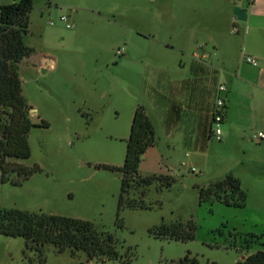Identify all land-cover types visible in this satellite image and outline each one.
I'll return each mask as SVG.
<instances>
[{"label":"rangeland","instance_id":"rangeland-1","mask_svg":"<svg viewBox=\"0 0 264 264\" xmlns=\"http://www.w3.org/2000/svg\"><path fill=\"white\" fill-rule=\"evenodd\" d=\"M16 1L0 0V4ZM144 1L33 0L26 41L35 56L55 55L62 67L42 72L37 64L20 65L22 92L36 126L28 134L30 157L15 161L28 167L36 164L40 170L17 185L0 182L1 210L89 220L96 230L114 235L120 256L88 259L83 251L59 253L47 244L44 262H39L33 252L23 253L22 237L0 234V264H124L125 260L128 264H177L188 253L198 264H234L242 254L264 250V210L255 205L250 209L199 202L196 184L207 185L215 179L229 158L222 139H211L203 155L162 150L166 158L171 157L167 169L172 185L152 183L142 197L149 208L124 206L117 220L121 173L99 165L121 166L124 161L130 99L118 79L117 62L123 55L116 50L123 49L132 29L149 32L153 27L141 13ZM88 7L104 10V30L102 21L85 10ZM62 15L68 16L72 28L60 21ZM41 120L48 127L39 125ZM15 179L11 175L10 181ZM139 192L132 189L126 196L137 200ZM190 219L196 226L191 240H171L149 231L162 223L185 224ZM232 229L239 231L238 236H228ZM249 233L262 239L246 250L243 239Z\"/></svg>","mask_w":264,"mask_h":264},{"label":"crops","instance_id":"crops-1","mask_svg":"<svg viewBox=\"0 0 264 264\" xmlns=\"http://www.w3.org/2000/svg\"><path fill=\"white\" fill-rule=\"evenodd\" d=\"M140 8L153 27L124 35L117 62L131 121L142 105L154 127L156 141L142 155L140 175H169L171 157L164 149L206 153L213 139L210 111L222 82L226 111L220 141L229 158L211 181L233 174L247 192L243 208L264 210V140H251L253 132L264 131V0H145ZM85 10L102 21L104 30V10ZM244 54L258 64L246 62ZM22 62L37 64L42 72L62 67L55 55L35 56L34 51L19 69Z\"/></svg>","mask_w":264,"mask_h":264},{"label":"trees","instance_id":"trees-1","mask_svg":"<svg viewBox=\"0 0 264 264\" xmlns=\"http://www.w3.org/2000/svg\"><path fill=\"white\" fill-rule=\"evenodd\" d=\"M32 3L33 0H18L7 5L0 4V182H11L14 185L27 180L40 170L36 164L28 167L16 162L30 157L28 134L31 128L36 126L31 120L32 108L23 95L19 76V63L34 51L26 41ZM39 125L48 127L49 124L41 120ZM125 141L126 152L121 166L99 165L121 173L117 201L118 221L119 212L124 206L149 208L142 197L146 188L152 183L157 182L159 187L169 188L174 181L167 174L142 176L139 173L142 155L156 141L152 121L142 105L135 107L130 132ZM13 174L17 179L10 181ZM196 187L200 203L212 204L217 201L237 208H243L246 204L247 192L240 180L231 173L207 185ZM137 188L140 189L137 200L127 198L126 194ZM195 229L196 226L190 219L185 224L180 221L162 223L149 231L156 236H164L171 240H191L194 238ZM238 232L232 229L228 236L235 234L238 236ZM0 234L22 237L23 253L33 252L39 262H44L43 249L47 244L53 245L59 253L66 249L71 255L83 251L88 259L102 257L115 259L120 256L116 249L117 241L112 233L96 230L89 220L60 214L29 212L15 208L0 209ZM261 239V235L249 233L243 239L242 247L246 250L250 249L253 243L261 242ZM123 263L128 264V261L125 260ZM177 264H198V261L188 253ZM234 264H264V250L252 252Z\"/></svg>","mask_w":264,"mask_h":264},{"label":"built area","instance_id":"built-area-1","mask_svg":"<svg viewBox=\"0 0 264 264\" xmlns=\"http://www.w3.org/2000/svg\"><path fill=\"white\" fill-rule=\"evenodd\" d=\"M60 21L65 25L66 28H72L73 24L70 22L68 16H60ZM52 24V22H50ZM234 30V29H233ZM118 55L123 53V49L119 48L116 50ZM243 59L250 63L251 65L256 66L258 61L251 55L244 54ZM54 66V61H50L48 67L51 68ZM226 93V86L224 83H218L216 87V97L212 109L210 111V133L213 139L220 141L222 139V125L224 122V116L226 111V101L223 94ZM33 110H30V114ZM31 116V115H30ZM251 140L254 142H260L264 140V131H256L251 135Z\"/></svg>","mask_w":264,"mask_h":264}]
</instances>
